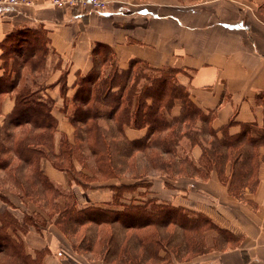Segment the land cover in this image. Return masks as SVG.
I'll return each instance as SVG.
<instances>
[{
  "label": "crops",
  "instance_id": "obj_1",
  "mask_svg": "<svg viewBox=\"0 0 264 264\" xmlns=\"http://www.w3.org/2000/svg\"><path fill=\"white\" fill-rule=\"evenodd\" d=\"M105 1L103 11L59 8L48 0L6 4L0 9V43L18 28H37L45 36L42 69L35 76L25 72L24 77L40 88L42 97L53 100L52 115L57 122L54 151L62 136L73 141L69 100L76 77L92 67L94 56L107 53L103 67L114 64L126 68L135 59L151 68H173L176 81L185 86L192 102L211 114L209 125L217 138L235 136L241 132V125L247 124L248 136L256 141L241 143L250 153L249 170L244 172L245 183L236 194L228 190L214 169L206 179L177 175L170 185L157 172L145 177L151 184L149 197L181 207L191 218L200 214L207 220L201 221L199 238H193L197 246L188 238L189 233L185 236L188 245L179 253L158 246L145 255L139 246L137 251L144 260L141 264H264V0ZM96 45L99 48L94 49ZM13 106V93L0 96V125ZM178 113L179 104L175 103L170 115ZM145 132L146 128L125 127L129 139H139ZM211 138L200 136L201 144L191 145L183 137L177 156L187 155L198 162L202 146L208 147ZM39 165L55 185L64 190L70 187L78 204L75 191L83 195L84 191L91 192L90 204L80 207L101 206L111 200L112 191L106 186L91 184L84 189L72 179L70 184L69 175L54 168L48 159L42 158ZM223 174L230 175L229 161ZM116 182L118 179H111L107 184ZM4 207L0 201V210ZM21 209L27 208L21 206L22 213ZM47 229L44 243L50 252L43 264H112L104 261V251L75 252L53 224ZM30 230L35 232L32 227ZM63 249L65 256H55Z\"/></svg>",
  "mask_w": 264,
  "mask_h": 264
},
{
  "label": "trees",
  "instance_id": "obj_2",
  "mask_svg": "<svg viewBox=\"0 0 264 264\" xmlns=\"http://www.w3.org/2000/svg\"><path fill=\"white\" fill-rule=\"evenodd\" d=\"M45 42L41 30L18 28L0 43V96L14 94V106L0 125V201L5 205L0 210V264H43L50 252L47 244L31 251L24 235L31 227L40 234L49 224L65 235L71 250L104 251V261L112 264L144 263L139 246L145 255L158 246L178 253L184 250L185 236L189 233L190 240L198 239L206 218L200 214L191 218L183 208L153 197L124 202L123 194H142L139 188H146L145 177L151 172L164 176V183L170 185L177 175L206 179L212 169L236 194L249 170L250 153L241 143L256 141L248 136L249 125L242 124L235 136L217 138L209 125L211 114L192 102L185 86L176 81V70L151 68L135 59L126 68L103 67L108 57L101 53L94 56L85 74L76 77L68 114L74 126L73 141L62 136L55 152L53 100L42 97L40 88L24 77L25 72L35 76L42 69ZM136 64L156 74L142 75L138 70L133 75ZM140 78L144 82L139 85ZM175 103L179 113L170 115ZM125 127L146 128V132L139 139H129ZM207 135L212 138L208 147L202 146L198 162L187 155L177 156L183 137L194 145ZM42 158L84 189L91 184L108 187L111 200L101 206L78 207L74 194L55 185L41 170ZM226 161L230 162L229 177L223 174ZM124 178L131 181H121ZM111 179L118 182L107 184ZM7 192L24 208L32 204L34 209H23L18 218L12 212L18 205ZM195 239L191 242L197 246Z\"/></svg>",
  "mask_w": 264,
  "mask_h": 264
},
{
  "label": "rangeland",
  "instance_id": "obj_3",
  "mask_svg": "<svg viewBox=\"0 0 264 264\" xmlns=\"http://www.w3.org/2000/svg\"><path fill=\"white\" fill-rule=\"evenodd\" d=\"M5 6H7L5 3H3L2 2V4H0V9L1 8H3V7H5ZM9 62H11V59L9 60L8 59V64H9ZM138 70H140V72H139V74H142L143 75V72L145 73V74H149V75H154V74H156V73H154V72H152V71H150V70H146L145 69V66L144 65H142V64H136L135 65V67H134V72H133V75H135V73H136V71H138ZM138 76L139 75H137V76H134L133 78L135 79H137L138 78ZM144 82V79H139V81H138V84L140 85L141 83H143ZM139 85H138V87H139ZM137 87V88H138ZM69 180H70V184H71V177L69 176ZM73 183V182H72ZM147 184V186H146V188H144V187H142V188H139V191L142 193V194H139V193H137V191H133V192H126V193H124L123 194V201L124 202H127V201H130V200H145L146 198H148L149 197V195H148V189L150 188V183H146ZM146 184H144V185H146ZM65 190H69L70 192H72V190L70 189V187L68 188V189H65ZM7 194V193H6ZM90 194H91V192H89V191H84V195L83 194H81V193H77L76 191H75V195L79 198V202H80V204H78V202H76L77 203V206L78 207H80V205H84V204H90V202L92 201V200H90L89 199V196H90ZM8 197L10 198V199H12V201L14 202V203H16V204H20L19 203V201H18V199H16L15 197H13V196H10V195H8ZM85 197V198H84ZM101 196L97 193V198H100ZM76 198V197H75ZM77 198V199H78ZM82 199V200H81ZM84 201V203L82 204V202ZM96 201H98V200H96ZM3 204V203H2ZM98 204V203H97ZM99 204H101V203H99ZM21 207V206H20ZM20 207L18 206V209H14V210H12V212L18 217V218H21V216H22V213L20 212ZM31 209H34V206L32 205V204H28V207H27V210L28 211H30ZM22 210V209H21ZM49 227V225H47V228ZM46 228V230L45 231H43L42 233H37L36 231L34 232L33 230H30L28 233H26L25 235H24V239H25V242H26V245H27V247L29 248V250H31L32 251V248H34V247H36V246H39L40 244H42L44 241H45V238H46V234H47V229ZM65 253H67L64 249L63 250H57L56 251V253H55V256H65ZM55 261H52V263H54ZM51 264V263H50Z\"/></svg>",
  "mask_w": 264,
  "mask_h": 264
},
{
  "label": "built area",
  "instance_id": "obj_4",
  "mask_svg": "<svg viewBox=\"0 0 264 264\" xmlns=\"http://www.w3.org/2000/svg\"><path fill=\"white\" fill-rule=\"evenodd\" d=\"M49 3L59 8L87 7L92 10L103 11L106 8L105 0H48ZM3 3L17 6L20 3L31 4L32 0H2Z\"/></svg>",
  "mask_w": 264,
  "mask_h": 264
}]
</instances>
